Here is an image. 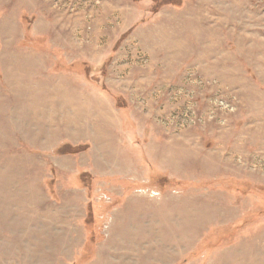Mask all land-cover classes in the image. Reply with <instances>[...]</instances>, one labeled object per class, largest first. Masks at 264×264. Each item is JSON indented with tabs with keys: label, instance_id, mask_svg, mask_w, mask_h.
<instances>
[{
	"label": "rangeland",
	"instance_id": "1",
	"mask_svg": "<svg viewBox=\"0 0 264 264\" xmlns=\"http://www.w3.org/2000/svg\"><path fill=\"white\" fill-rule=\"evenodd\" d=\"M0 264H264V0H0Z\"/></svg>",
	"mask_w": 264,
	"mask_h": 264
},
{
	"label": "trees",
	"instance_id": "2",
	"mask_svg": "<svg viewBox=\"0 0 264 264\" xmlns=\"http://www.w3.org/2000/svg\"><path fill=\"white\" fill-rule=\"evenodd\" d=\"M82 150H85V148L79 149V151H82ZM77 151H78L77 149H74V152H77Z\"/></svg>",
	"mask_w": 264,
	"mask_h": 264
}]
</instances>
